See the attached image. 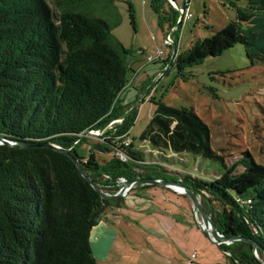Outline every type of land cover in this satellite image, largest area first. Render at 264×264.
<instances>
[{"label":"trees","instance_id":"trees-1","mask_svg":"<svg viewBox=\"0 0 264 264\" xmlns=\"http://www.w3.org/2000/svg\"><path fill=\"white\" fill-rule=\"evenodd\" d=\"M165 1L169 10L159 18L179 28L178 12ZM232 1L239 2L235 21L177 51L172 64L178 77L187 79V68L236 44L244 46L251 62H264V0ZM129 17L134 26L131 4ZM127 54L133 51L112 39L104 19L67 10L56 17L48 0H0V137L71 147L84 172L105 192H116L119 178L180 180L194 190L221 234L259 244L257 253L242 240L221 244L230 252L225 253L230 263L264 264V165L249 154V160L244 156L225 164L211 148L208 125L193 109L152 99L156 107L141 139L160 159L148 162L133 141L124 145L137 107L115 126L116 135L107 132L110 138L96 146L111 153L107 160L99 162L93 151L79 156L77 147L87 140L82 134L104 128L134 104L122 105L119 98L130 83ZM170 61L169 53L151 63ZM115 149H122L127 160L115 156ZM170 152L218 160L223 171L194 175L167 169L164 165L174 167L179 160L168 157ZM153 186L140 185L132 193L143 197L137 190ZM122 200L103 199L76 164L57 150L1 144L0 264H98L90 232L107 207Z\"/></svg>","mask_w":264,"mask_h":264},{"label":"rangeland","instance_id":"rangeland-1","mask_svg":"<svg viewBox=\"0 0 264 264\" xmlns=\"http://www.w3.org/2000/svg\"><path fill=\"white\" fill-rule=\"evenodd\" d=\"M57 1L58 5H56ZM175 1L179 6L184 3V0L183 3L182 0ZM48 2L56 13V17L59 12L67 10L104 19L110 26L112 39L118 40L126 49L133 51V54L123 55L130 69V82L135 78L134 87L138 90L149 81L150 83L143 90V92L147 91L136 106L138 113L130 129L129 140L133 141L135 149L144 153L148 162L160 159L150 143L141 139L143 130L154 114L156 107L152 101L154 99L161 100L171 107L193 109L208 125L211 148L225 164H232L244 156L249 160L250 155L256 163L264 165V62H251L245 53L244 46L236 44L217 56L206 57L201 64L187 68L186 72L189 75L184 80L177 76L178 71L172 63L168 67L169 62L159 67L161 64L148 63L146 59L149 54L156 56L157 50L162 52L161 58H157V61L166 59L169 53L172 54L174 41L177 45L175 47L177 53V51L188 49L196 40L211 36L224 27L223 15L224 18L228 16L231 17V21H235L236 5L239 6V2L190 0L189 8L192 17L180 19L181 15L178 13V19L182 21L179 28L178 25L170 28L167 21L159 18L160 15L166 16L169 10L165 0H48ZM173 2L172 0L169 3L172 5ZM130 4L134 15V26L129 17ZM179 22L177 20V24ZM168 36L172 41L166 44L165 40ZM147 67L155 68L153 76L146 71ZM121 121L117 118L108 122L102 129L90 130L82 134V138L87 140L77 147L79 156L88 157L93 151L99 162L107 160L111 153H104L96 146L103 142L104 138H110L107 132L112 131L116 135L115 126ZM118 138L119 136H116L114 139ZM174 155L170 152L167 156L177 157L176 160H179L176 161V165L174 167L164 165L165 168H173L182 173L190 172L194 175L198 172L215 175L223 171V165L218 160L203 156L195 157L186 153L176 154V157ZM243 167L240 165L238 171H242ZM124 180L126 179L119 178L117 191ZM159 190L162 193H168L173 189L155 185L137 191L149 197L150 200L156 201L152 197L156 195L161 197ZM174 192L192 204L187 195ZM156 204L160 209L165 208L164 203L157 201ZM191 216L200 230L201 217L194 211L193 204ZM254 251L256 252L255 249ZM110 263L109 261L106 264Z\"/></svg>","mask_w":264,"mask_h":264},{"label":"crops","instance_id":"crops-1","mask_svg":"<svg viewBox=\"0 0 264 264\" xmlns=\"http://www.w3.org/2000/svg\"><path fill=\"white\" fill-rule=\"evenodd\" d=\"M230 19L223 15V26ZM146 71L155 74V68L147 67ZM134 79L120 94V104L135 102L139 90L134 87ZM159 192L161 197L155 194L152 198L156 201H152L131 191L122 197V202L107 207L102 220L90 232L98 264H187L192 252L197 253V264H231L225 253L199 230L191 216L192 204L173 190ZM157 201L165 208L160 209Z\"/></svg>","mask_w":264,"mask_h":264},{"label":"water","instance_id":"water-1","mask_svg":"<svg viewBox=\"0 0 264 264\" xmlns=\"http://www.w3.org/2000/svg\"><path fill=\"white\" fill-rule=\"evenodd\" d=\"M172 1V0H170ZM174 1V0H173ZM176 3V2H175ZM177 4V3H176ZM176 54V48L172 44V54H171V61L167 64V67L171 65L173 58L175 57ZM144 92L140 95V97L134 102V104L126 111L124 112L119 119L123 120L128 114L132 112V110L139 104L140 100L143 98ZM1 144H7L13 147H21V148H28V147H34V146H42V147H48L54 150H57L66 156H68L78 167L80 170L82 176L91 184V186L100 194V196L105 199V200H113L119 197H123L129 194L133 188H136L140 185H159L163 187H167L170 189H173L174 191L178 193H182L187 195L193 204L194 211L199 213L201 217V226H200V231L206 236L209 242L217 246L220 250L221 249V244H230L233 242H237L239 240L249 242L251 243L255 250L257 247H259V244L256 241H253L250 238H245L242 236H225L221 234L218 229L215 227L210 215L204 210L201 201L199 197L195 194L194 190H192L190 187L185 185L183 182L180 180H163V179H158V178H152V177H135L132 179H126L122 181L121 187L119 191L115 193H109L105 192L102 190L96 183L93 182V180L88 176L87 173L84 172L82 169L81 162L76 158L74 154L70 152V148H63L61 146H58L54 143H51L49 141L46 142H38V141H27V140H14V139H8L6 137H0V145ZM226 254H230L228 251L222 250ZM237 264H240L237 262Z\"/></svg>","mask_w":264,"mask_h":264},{"label":"built area","instance_id":"built-area-1","mask_svg":"<svg viewBox=\"0 0 264 264\" xmlns=\"http://www.w3.org/2000/svg\"><path fill=\"white\" fill-rule=\"evenodd\" d=\"M189 3H190V0H184V3L183 5L179 6L177 5L175 2H173L172 6L175 8V10L180 13L181 17L180 19L183 17L185 19H189L192 17V13L190 11V8H189ZM180 19H178V22L180 21ZM166 41V44L169 42H171V38L168 36V39L165 40ZM161 50H157L156 51V56L155 55H148L146 57L147 59V62L148 63H151L152 61L156 60L157 61V58H161ZM155 56V57H154ZM130 140H125L124 141V145L127 146L129 144ZM114 155L119 157L121 160L123 161H126L127 160V154L122 150V149H115L114 150ZM250 200H247V203L249 202ZM197 257V253L196 252H192L191 255H190V258L188 260V263L187 264H193V260H195Z\"/></svg>","mask_w":264,"mask_h":264}]
</instances>
